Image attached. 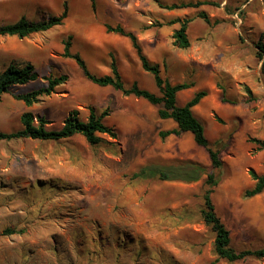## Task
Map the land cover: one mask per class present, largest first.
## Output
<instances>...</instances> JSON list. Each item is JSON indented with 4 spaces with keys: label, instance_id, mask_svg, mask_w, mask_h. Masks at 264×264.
Listing matches in <instances>:
<instances>
[{
    "label": "rangeland",
    "instance_id": "374dc122",
    "mask_svg": "<svg viewBox=\"0 0 264 264\" xmlns=\"http://www.w3.org/2000/svg\"><path fill=\"white\" fill-rule=\"evenodd\" d=\"M65 1L0 0V26L22 17L38 21L59 16ZM68 1L63 26L23 40L0 36V73L13 64H31L38 75L2 96L0 132L23 129L21 117L28 112L35 124L37 116H45L47 129L57 131L71 112L87 121L94 107L99 115L109 108L104 122L119 137L100 135L104 142L95 147L80 135L62 141L0 142V264H231L215 261V235L201 214L206 177L191 184L132 178L147 165L191 161L212 170L206 150L191 133L162 140L159 132L176 124L160 119L158 106L94 85L75 61L62 56L64 42L73 35V51L92 73L107 75L113 55L128 86L137 81L160 96L130 40L99 32L105 23L134 31L145 54L160 64L172 84H194L177 95L180 106L208 90L194 113L209 141L227 146L221 154L224 167L213 171L220 180L213 194L216 212L235 249L263 248L264 193L253 199L243 196L255 185L251 170L264 173V146L256 141L264 143V52L259 48L264 44V0H161L207 3L174 11L155 0H96L95 12L91 0ZM199 12L211 23L199 18ZM186 18L192 20L191 46L182 50L174 47L173 34ZM88 34L102 45L90 43ZM64 75L67 82L38 104L28 107L13 97ZM8 228L25 233L3 236Z\"/></svg>",
    "mask_w": 264,
    "mask_h": 264
},
{
    "label": "trees",
    "instance_id": "16d2710c",
    "mask_svg": "<svg viewBox=\"0 0 264 264\" xmlns=\"http://www.w3.org/2000/svg\"><path fill=\"white\" fill-rule=\"evenodd\" d=\"M163 9L174 11L180 9H198L206 2H180V3H164L161 0H155ZM92 8L96 11V0H91ZM70 13L69 1L63 4L61 15H50L38 21H33L27 17H22L17 23L0 26V36L17 37L21 40L29 38L35 34L49 31L54 27L63 26L68 19ZM198 17L211 23L208 15L199 12ZM192 22L190 18L181 21L179 29L174 31L173 45L176 48L187 50L191 46L188 36L189 24ZM108 34H115L130 40L136 55L138 56L142 69L151 74L154 78L156 88L160 92V96L142 88L137 81L130 86L125 82L123 75L119 69L118 61L115 56L111 55L110 73L107 75H95L89 69L86 60L73 51L74 37L69 35L64 42V50L62 56L76 62L84 77L96 86L106 88L112 87L114 90L121 92L124 96H134L144 99L153 106H158V116L162 120H172L176 127L170 130H161L159 136L162 140L169 137L181 138L187 133H191L197 146L203 148L208 153L211 162V169L195 162H185L177 165H147L142 167L132 178L138 181L148 179H158L168 182H182L186 184L200 182L204 177L203 201L204 208L201 211L202 217L206 225L211 227L215 235L213 244V254L216 262L226 261L228 263L245 262L250 259L264 260V247L259 249L237 250L232 245L231 232L218 216L216 212L213 194L218 187L220 180L213 171L221 170L225 163L221 154L223 149L222 142L211 143L206 135L204 124L195 116L194 109L208 97V90H200L183 106L178 104L177 95L180 92L191 89L193 83L172 84L168 78L162 75L161 66L153 62L144 52L139 37L131 30L123 25L113 26L111 24H103ZM155 27L151 25L150 28ZM149 29V28H148ZM259 48L264 52V44H259ZM264 70V68H263ZM37 73L35 67L31 64L25 66L10 65L5 71L0 73V100L2 96L11 94L16 86L26 85L36 80ZM68 76L50 77L47 79V86L39 88L26 94H13V97L31 107L38 104L42 97H48L55 93L57 88L66 83ZM251 94L250 90H247ZM222 101L227 103L226 90H223ZM110 115L109 108L101 115L97 113L94 107L89 108V117L87 121L79 118L78 112H71L64 121L63 127L57 131L47 129L49 121L45 116H37L38 124H35V117L28 112L22 115L21 123L23 129L12 133L0 132V142L12 141L15 139H34L41 141H62L70 139L76 135L83 136L86 141L93 147L104 142L100 135H107L113 139H118V132L109 127L104 119ZM262 146L264 143L256 140ZM250 175L255 181V185L247 190L244 199H253L264 193V173L258 174L251 170ZM24 230L6 229L2 233L3 236H13L23 234Z\"/></svg>",
    "mask_w": 264,
    "mask_h": 264
},
{
    "label": "crops",
    "instance_id": "0c3cea01",
    "mask_svg": "<svg viewBox=\"0 0 264 264\" xmlns=\"http://www.w3.org/2000/svg\"><path fill=\"white\" fill-rule=\"evenodd\" d=\"M101 27V29H100V33H102V34H105V33H107L106 32V29H105V27H104V25H102V26H100ZM132 31V30H131ZM134 32V31H133ZM108 34V33H107ZM108 35H115V34H108ZM87 38H88V40L90 41V43H92V44H95V45H97V47H99L100 45H102L101 44V42H100V40L98 39V38H96L95 36H93L92 34H88L87 36H86ZM96 39V40H95ZM88 64V63H87ZM110 64H111V62L109 63V65H108V67H109V70H110ZM110 72H107L106 74H109Z\"/></svg>",
    "mask_w": 264,
    "mask_h": 264
}]
</instances>
